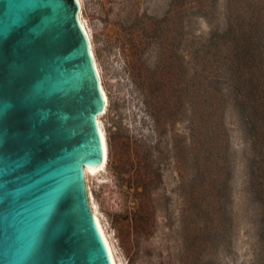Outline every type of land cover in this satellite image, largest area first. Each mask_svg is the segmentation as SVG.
I'll use <instances>...</instances> for the list:
<instances>
[{
	"label": "trees",
	"instance_id": "obj_1",
	"mask_svg": "<svg viewBox=\"0 0 264 264\" xmlns=\"http://www.w3.org/2000/svg\"><path fill=\"white\" fill-rule=\"evenodd\" d=\"M218 2L170 0L169 11L158 20L163 25H158L156 64L130 70L159 139L149 144L125 135L119 143L112 134L105 165L127 176L137 201L133 229L148 236L155 214L153 189L161 180L159 140L185 122L186 134L173 131L170 137L181 198L176 261L223 264L215 255L229 250L233 232V153L225 123L231 106L250 144L247 186L258 208L257 242L264 264V0H224L221 28L214 24ZM185 14L201 16L210 25L206 37L193 36L187 46Z\"/></svg>",
	"mask_w": 264,
	"mask_h": 264
},
{
	"label": "water",
	"instance_id": "obj_2",
	"mask_svg": "<svg viewBox=\"0 0 264 264\" xmlns=\"http://www.w3.org/2000/svg\"><path fill=\"white\" fill-rule=\"evenodd\" d=\"M78 12L0 0V264H112L84 174L105 100Z\"/></svg>",
	"mask_w": 264,
	"mask_h": 264
},
{
	"label": "rangeland",
	"instance_id": "obj_3",
	"mask_svg": "<svg viewBox=\"0 0 264 264\" xmlns=\"http://www.w3.org/2000/svg\"><path fill=\"white\" fill-rule=\"evenodd\" d=\"M80 2L101 85L107 96L106 110L100 116L106 144L112 134L117 136L119 143L129 135L154 144L159 136L147 114L144 93L130 70L156 64L162 32L160 26L163 25L158 20L169 11L170 0ZM223 3L224 0H219L214 21L220 28L225 23ZM209 30L205 18L185 14L183 46H187L193 36L206 37ZM225 123L233 153L230 182L233 232L229 250H220L215 258L223 264H261L263 252L257 242L258 208L252 203L247 186L250 144L231 106L226 109ZM185 125V122H178L159 140V148L163 151L161 180L153 189L155 214L151 219L152 232L148 236L133 229L137 201L133 189L127 185V176L118 174L107 164L98 173L85 175L90 204L96 210L117 264H178L181 198L170 137L173 131L186 134Z\"/></svg>",
	"mask_w": 264,
	"mask_h": 264
},
{
	"label": "bare ground",
	"instance_id": "obj_4",
	"mask_svg": "<svg viewBox=\"0 0 264 264\" xmlns=\"http://www.w3.org/2000/svg\"><path fill=\"white\" fill-rule=\"evenodd\" d=\"M78 1V4H79V12H78V18H79V22L83 28V30L85 31L86 35H87V38H88V41H89V49H90V52H91V55L93 57V63H94V66H95V69H96V73H97V76H98V79H99V84H100V88H101V91H102V94H103V97H104V100H105V108L103 110V112L101 114H99L97 116V124H98V128H99V131H100V134H101V138H102V142H103V146H104V157H103V161L101 164L97 165V166H94V167H88V166H85L84 167V174L87 175H94L96 173H98L100 170L103 169V167L105 166V163H106V139H105V136H104V132H103V129H102V125H101V121H100V116L105 112L106 110V106H107V96H106V93L101 85V79H100V75H99V72H98V69H97V66L95 64V60H94V55H93V51L91 49V42H90V39H89V35H88V32H87V29H86V25H85V22L82 18V15H81V2L80 0H77ZM88 192V191H87ZM89 194V192H88ZM92 208V206H91ZM92 211H93V215H94V218H95V221L97 223V226L99 228V231L101 232V235L104 239V242L106 244V247H107V250H108V253H109V256H110V259H111V262L112 264H117L116 260H115V257H114V254L112 252V249H111V246L109 244V241L105 235V232L103 230V227L99 221V218L96 214V210H94L92 208Z\"/></svg>",
	"mask_w": 264,
	"mask_h": 264
}]
</instances>
